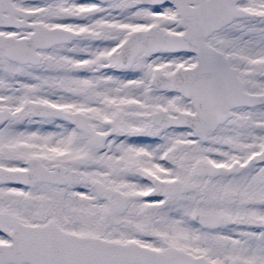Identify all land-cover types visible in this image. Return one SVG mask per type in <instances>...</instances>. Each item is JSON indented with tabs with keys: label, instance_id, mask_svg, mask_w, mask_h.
I'll list each match as a JSON object with an SVG mask.
<instances>
[{
	"label": "snow or ice",
	"instance_id": "6c2138e0",
	"mask_svg": "<svg viewBox=\"0 0 264 264\" xmlns=\"http://www.w3.org/2000/svg\"><path fill=\"white\" fill-rule=\"evenodd\" d=\"M0 264H264V0H0Z\"/></svg>",
	"mask_w": 264,
	"mask_h": 264
}]
</instances>
